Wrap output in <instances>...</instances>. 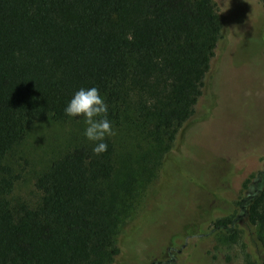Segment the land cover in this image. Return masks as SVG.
<instances>
[{
    "label": "trees",
    "instance_id": "1",
    "mask_svg": "<svg viewBox=\"0 0 264 264\" xmlns=\"http://www.w3.org/2000/svg\"><path fill=\"white\" fill-rule=\"evenodd\" d=\"M223 34L215 0H0V264L114 260L136 179L154 176L176 154ZM93 86L135 163L121 177L109 137L100 154L96 142L75 145L37 176L36 205L14 200L21 175L7 160L31 122L82 119L64 107ZM236 206L214 227L242 241L248 264H264V169L245 181Z\"/></svg>",
    "mask_w": 264,
    "mask_h": 264
},
{
    "label": "rangeland",
    "instance_id": "2",
    "mask_svg": "<svg viewBox=\"0 0 264 264\" xmlns=\"http://www.w3.org/2000/svg\"><path fill=\"white\" fill-rule=\"evenodd\" d=\"M215 1L224 34L204 95L178 133L176 154L154 176L137 177L117 234L120 252L110 264H248L242 241H228L214 224L236 212L245 181L264 169V11L252 13L258 0ZM85 127L84 118L34 119L8 156L21 175L12 198L36 205L37 176L51 159L92 142ZM113 130L105 137L116 144L123 177L137 156Z\"/></svg>",
    "mask_w": 264,
    "mask_h": 264
},
{
    "label": "clouds",
    "instance_id": "3",
    "mask_svg": "<svg viewBox=\"0 0 264 264\" xmlns=\"http://www.w3.org/2000/svg\"><path fill=\"white\" fill-rule=\"evenodd\" d=\"M64 113L68 117L83 116L86 125L83 134L87 140L96 142L92 148L94 154L107 150L104 138L114 135V130L107 118L108 105L95 86L75 91L64 107Z\"/></svg>",
    "mask_w": 264,
    "mask_h": 264
},
{
    "label": "flooded vegetation",
    "instance_id": "4",
    "mask_svg": "<svg viewBox=\"0 0 264 264\" xmlns=\"http://www.w3.org/2000/svg\"><path fill=\"white\" fill-rule=\"evenodd\" d=\"M241 7H242V10H241L242 13H243V12L245 13V12H246V11H245L246 9H245L243 6H241ZM258 11H259L258 9H257V10H254L253 13H256V12H258Z\"/></svg>",
    "mask_w": 264,
    "mask_h": 264
}]
</instances>
